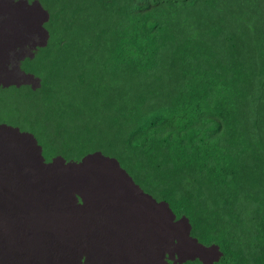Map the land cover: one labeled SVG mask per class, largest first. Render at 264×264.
Masks as SVG:
<instances>
[{
    "label": "trees",
    "instance_id": "16d2710c",
    "mask_svg": "<svg viewBox=\"0 0 264 264\" xmlns=\"http://www.w3.org/2000/svg\"><path fill=\"white\" fill-rule=\"evenodd\" d=\"M40 2L50 63L34 73L76 148L144 154L169 180L194 178L182 204L198 241L218 244L221 264H264V0ZM234 213L242 223L215 240ZM252 230L249 244L241 232Z\"/></svg>",
    "mask_w": 264,
    "mask_h": 264
},
{
    "label": "crops",
    "instance_id": "0c3cea01",
    "mask_svg": "<svg viewBox=\"0 0 264 264\" xmlns=\"http://www.w3.org/2000/svg\"><path fill=\"white\" fill-rule=\"evenodd\" d=\"M37 10L38 4L26 0H0V35L21 17L40 21ZM43 30L31 33L29 28L19 41L12 35L9 40L13 43L0 51V103L16 98L21 90L38 87L39 80L32 74L36 69L27 64L22 69L21 61L24 45L32 38L41 39L36 50L47 43L46 37H40ZM31 80L37 85L32 86ZM0 130L24 172L29 169L25 174L34 190L45 185L50 196L39 198L53 223L61 224L56 228L78 264H184L195 258L192 252L197 242L188 237L187 223L174 216L166 201L158 204L161 200L145 194L114 160L89 157L36 167L40 156L33 138L7 125H0ZM90 159L94 161L87 165ZM114 174L129 187L126 200H114L110 191L98 187L104 175ZM132 194L140 200L138 205Z\"/></svg>",
    "mask_w": 264,
    "mask_h": 264
},
{
    "label": "rangeland",
    "instance_id": "374dc122",
    "mask_svg": "<svg viewBox=\"0 0 264 264\" xmlns=\"http://www.w3.org/2000/svg\"><path fill=\"white\" fill-rule=\"evenodd\" d=\"M22 4H25V3L22 2ZM31 5H34V4H31ZM37 15L40 18V21H38L37 23L35 20H32V19L28 20V19H24L21 17L20 21L17 24L9 26L10 30L8 32H6V34H4L3 36L0 35V51L2 49H7L8 46L11 43H13V41L9 40L12 35H14V38L19 41V40H21V35L23 34V32H25V30L30 28V32L34 33L36 29H41L44 26V22H46V20L44 21V19H46V17H45L46 14H45V11L43 13L42 8L40 6H38ZM38 34H40V33H38ZM41 36L46 37L45 32H41L40 37ZM40 41H41L40 38H32L29 43L24 45L23 55L25 58H24V62L21 61L22 69H23L24 64H27V66L30 67V69H36L37 65L34 64L35 63L34 61H32L33 60L32 56L36 51L35 46L38 43H40ZM37 49H38V47H37ZM45 59H46V61H48L50 63L49 56L46 57ZM38 83H39V81H38ZM31 85L32 86L37 85L36 81L31 80ZM42 96H43V89L37 91L36 94H34L28 98H24V99L20 100V102H18L14 105L16 115L21 117V118L25 117L26 115L29 114V112L31 111V109L33 107L37 108L36 111L38 113H42L43 112L42 107L46 105V109L48 110V114H49V118L47 121L48 124H47L46 130H54L55 128L59 127L62 131H65V124L63 123V120L67 116L59 114V112L57 111V105L50 102L49 100H47L45 98L43 99ZM79 101H80V99H77L76 102H79ZM2 105H4V104H2ZM72 105H73V103H71V105L69 107V110H71V111H73ZM69 116H70V114L68 115V118L70 120H72ZM8 119H9V117H7L4 113V111L0 108V122L6 121ZM23 125H25V123H23ZM151 140H155L154 137H151ZM26 143L29 145V143L27 141H26ZM153 143L156 144V141L150 142V144H153ZM111 154H114V152H111ZM91 155H93L91 158L97 157L102 162H104V161L109 162L111 160V159L105 158L103 155H101L100 151H96ZM115 158H117V157H115ZM85 159H87V158H85ZM81 161H84V159ZM92 161H94V159H90V161L87 163V165H90V163ZM0 164H4V165L11 168L8 176L14 175V173L16 171L18 172V174L16 175V178L12 179V181L9 183V185H8L9 188L7 187L0 194V200L1 201L9 200L12 197V207L9 205L8 206L9 210L7 209V211L5 212L9 217L6 216L7 218L5 220L0 219V231L10 232L13 234H25L26 232L23 229H20L19 226H20V224H24L26 226V228L28 227L27 228V234H25L23 237H20V239L25 238L21 242V246L19 243H17L16 246H13V242H10V239L12 238L11 236L8 237V239L0 237V240H1V242H0V261L5 262L6 264H22V263L23 264H36V262H35V260L37 258L36 250H38V249H34V248L30 247L33 243L29 245V247H30L29 248L26 244V241L29 242V240H36L37 242L35 243V245L36 244L39 245V236L41 238V234L43 233L45 227L47 228L48 223L43 218V215L38 217V216L33 215V214L32 215H20V217H23L24 219H20V220L13 222V218L19 217V211H14V208H15L14 200H16L15 196H18L19 193L13 194V195H11V194L16 191V187L18 185H20V183L23 181V183L20 185V189L23 192H25L26 196L27 195L33 196V197H30V201H31L30 203L33 206L35 205V207H37V209H35V210H37L40 214H42L43 212H41L39 210H41L43 208L42 210H44L46 212V214L49 215L47 213L44 205L42 204L40 198L39 197L34 198V197H37L39 195L46 198L47 193L45 192V190L36 191L35 193L29 192L28 185H32V184L30 183L28 177H26V174L22 175L24 170L22 169L20 163L18 162L15 154L13 153L11 147L9 146V144H8L7 140L5 139L1 130H0ZM131 171L133 172V174L135 176H140L139 173L136 170H134L133 168L131 169ZM151 171H154L151 169V167L148 166L147 168H145V170L143 171V176H140V181H138V182L136 181V184L139 183L138 185H140V187L145 190V194L154 196L156 199L158 198L159 200H161V202H159L158 204L163 203V201H166V202L169 201L172 208L176 209L174 211L178 215H184L183 217L180 216L178 218L190 219V221L192 223L194 221L193 218L195 217L194 216L195 212H193V208H192L191 203H189L188 205L182 204V191H183V189L185 190L187 187L189 189H191L192 188L191 185L193 184L195 179L191 178V177H185L184 175H182V176H176L174 179L169 180V178H168V176H170L169 173H167V174L158 173V174H156L158 176H156L155 174H154L155 175L154 176L153 174H149V173H152ZM118 173L121 174L120 171H118ZM1 176H2V169L0 167V177ZM2 178H3V176L1 177V179ZM24 178H26V179L24 180ZM148 179H149V181H148ZM14 182L17 184V186L14 185ZM22 185L26 186V187L24 188ZM138 185H136V186H138ZM98 187L101 189L110 191L114 196V200H118V201H120L124 198L126 200V194L129 190L128 185L123 184L119 178V175L116 177L115 174L113 175V177H108V176L104 175L102 180L98 183ZM171 187H173V188L171 189ZM159 189H161L162 192H166L165 197L168 199V201L166 199H162L161 193H160V191H158ZM61 195H63V194H61ZM2 196H3V198H2ZM132 199H134V202L136 205L139 204L140 200L133 194H132ZM24 201L25 200L22 198L20 203H17V205H16V207L20 208L23 213L28 212V210H29V209H23L22 208V203ZM2 207H3V203L0 204V208H2ZM15 215H16V217H15ZM0 218H3V217L1 216ZM233 220H234V225L228 226L225 231H222L218 235H214L215 240H217L218 238H220L222 241L227 240V238H225L224 235L226 233L232 231L234 228H237V226L240 223H242V221L239 220V216L237 213H234ZM48 221L52 226V230L54 229V227L61 225L58 222L55 224H52L51 223L52 219L48 220ZM58 221L60 222V219ZM194 224H195V221H194ZM31 227H33V228H31ZM189 227L190 228H189L188 232L190 233L192 230V227L190 225H189ZM196 231L197 230L195 229V233H196ZM57 232H58V230H57ZM53 233L54 232H52L51 235H48L47 238L52 239V240L56 239L58 237V235L57 234L53 235ZM60 234H61L62 239L61 238L57 239L58 241H56V242H58L57 245L61 244V245H59L60 247H58V248L60 249V251H63V250H65V248L63 247L64 244L62 243L63 242V234L62 233H60ZM168 236H169V234H168ZM188 237L191 238V236H189V235H188ZM184 238L186 239V237H184ZM240 242H241V240L239 238L233 239L229 243L228 247H230L231 245L232 246L236 245ZM5 246H7V247H5ZM27 248H28V250H27ZM25 249H26V251H25ZM31 249L33 250V252L34 251L35 252L34 253L31 252L32 251ZM236 249H237V247L235 246L233 248V251H235ZM29 250H30V252H28ZM29 254H31L32 256L31 255L29 256ZM192 256L195 258H193V260L189 264H200L201 260H203L207 264H212V262L216 258L214 255L210 256L209 248L206 245H204V244L201 245L199 243H197V245L194 247L193 252H192ZM30 257H31V259H29ZM45 257L46 258L43 257L44 259L43 258L40 259L42 264H45V263H47V264H52V263L53 264H64L63 261L61 260L62 258H58V259H55L53 257L48 258L47 255ZM187 257H189V255ZM23 260L24 261L27 260V261L24 262ZM49 260H50V262H49ZM228 262H231L230 258H228ZM38 264H39V262H38Z\"/></svg>",
    "mask_w": 264,
    "mask_h": 264
},
{
    "label": "clouds",
    "instance_id": "9594fccd",
    "mask_svg": "<svg viewBox=\"0 0 264 264\" xmlns=\"http://www.w3.org/2000/svg\"><path fill=\"white\" fill-rule=\"evenodd\" d=\"M26 1H28L31 4H38V6H40L42 8L43 13L45 11L46 22L49 21V18H50L49 12L44 8V6L40 2V0H26ZM46 22H44L43 28H44V31H45V34H46V38L48 40L49 34H48L47 30L45 29ZM46 45H47V43L44 46L39 47L36 50V52L34 53L32 61H34L35 62L34 64L37 65L36 70L39 68V64L40 63L44 62V63L47 64V62H48L45 59L46 57H43L42 53L40 52V50L42 48H44ZM32 74L38 78L39 86L37 88H35V89H29L28 88V89H25V90H21L20 91V95L17 96L16 98L12 99L11 101H9L7 103H4V105H2V103H0V108L4 111L5 115L7 117H9L8 120L1 121L0 125H7L9 127H12V129L18 130L20 133L28 135L31 138H33V140L35 141V144H36V146L38 148V154L40 156V159L37 162L36 167L46 168L48 166H51V165L55 164L56 162H60V160L65 161V162H79V161H81V160H83L85 158L92 157L93 155H91V154H93L94 152L100 151L101 155H103L104 157L109 158L111 160H114L116 163H118L120 168H121V170L123 172H125L128 175V177H130L135 184H136V181L137 182L140 181V176H143V171L145 170V168H147L149 166V167H151L152 170H154V168H152V163H149L144 158V154L143 155L142 154L141 155L140 154H132V155H129V156H125L122 160H119L118 158H115V156H112L111 154H109L108 153V149L100 147V145L99 146L95 145L96 147L87 146L85 148V151L82 150V152H80L76 148V145H74V143H73V139L71 138L70 132L68 130V125L65 124V119L63 120V123L65 124V131H62L59 127L55 128L54 130H46L47 124H48V122H47L48 120L44 121L43 120L44 117H42L43 114L45 112H47L45 110V106L42 107V110H43L42 113H38L36 111L37 108L33 107L31 109V111L29 112V114L26 115L25 117L21 118V117L17 116L16 112H15V109H14V105L16 103L20 102V100H22L24 98H28V97L36 94L37 91L43 89L42 81L39 78V76L36 75L34 72H32ZM42 98L44 99V93H43ZM52 103L56 104L54 100L52 101ZM39 117H40V119L42 118V120H43V124H42V127L40 129L32 127L34 129L33 130V129H31V128H29L27 126L28 122L31 125L30 122L33 119L39 118ZM25 120H28V121H26V124H25L26 126L23 125V123H25ZM149 121H150V119H148V121L145 123V125H149ZM182 123H184V122H182ZM194 126H195V124L194 125L190 124L189 125L190 130H192L194 128ZM156 127H162V125L157 123ZM167 131H169V128L167 129ZM65 143H68V145L66 146ZM161 163L164 164L163 162H161ZM132 168L134 170H136L139 173L140 176H135L133 174V172L131 171ZM157 168H158V171L154 170V171H151V172H153L155 175L158 174V173H164V174L167 173V170H164V166H162L161 168L160 167H157ZM26 172H23L22 175H24ZM153 173H149V174H153ZM156 176H158V175H156ZM148 181H149V179H148ZM138 184H136V185H138ZM138 187H140V185H138ZM210 187L212 189H217L215 187V184H211ZM28 190H29L30 193H32L30 191L29 187H28ZM43 190H45V185H37V189L33 193H35L36 191H43ZM158 191H160V193L162 194L161 189H159ZM47 195H49V194H47ZM30 197H33V196H26L25 192L22 191L21 199L23 198L25 200V202L22 203V208L23 209H29V210L37 209V207L33 206L30 203L31 202L30 201ZM38 197H43V196L39 195V196L34 197V198H38ZM20 201H17L16 205H17V203H20ZM170 208L173 211L174 216H176L177 219H180V218H178L180 216L181 217L184 216V215H178L174 211V209H172L171 205H170ZM29 210H28V212H29ZM40 211L43 212L42 213L43 218L49 224L48 220H51L49 215H47L46 212L44 210H42V209ZM28 212H25V213L22 212V214H27ZM20 219H24V218L23 217L13 218V222L17 221V220H20ZM183 220L187 223L188 229L190 228L189 225L192 227V230L189 233V235L191 236V239L196 241L197 243L203 245L202 243H200L198 241V239H197V237H196V235L194 233L193 222L191 223L190 219L183 218ZM55 223H57V220L55 221ZM57 227H59V226H57ZM241 233L243 234V236L247 240V242L249 244H252L250 238H251V236L256 235L254 233V231L252 230L251 233H248V232L245 233V232L242 231ZM254 243H256V242H254ZM257 243L259 244V236H257ZM204 245H206L209 248L210 256L214 255L216 257L215 260L212 262V264H219V263L221 264L222 260L223 261L226 260L225 259V255L226 254H225V252L222 251V249L220 248V246L218 244H212L211 243V244H204ZM226 248L228 249V247H226ZM191 261L192 260H188V262L184 263V264H189ZM204 263L205 262L203 260H201L200 264H204ZM205 264H207V263H205Z\"/></svg>",
    "mask_w": 264,
    "mask_h": 264
},
{
    "label": "bare ground",
    "instance_id": "6f19581e",
    "mask_svg": "<svg viewBox=\"0 0 264 264\" xmlns=\"http://www.w3.org/2000/svg\"><path fill=\"white\" fill-rule=\"evenodd\" d=\"M0 167H1V169H2V176H3V178L1 179V177H0V194H1V192L2 191H4L7 187H8V185H9V183L12 181V179H15L16 178V175L18 174V172L16 171L15 173H14V175H12V176H8L9 175V172H10V170H11V168L10 167H8V166H6V165H4V164H0ZM20 174V173H19ZM23 177V176H22ZM27 177V176H26ZM26 178H24V180H25ZM16 181V180H15ZM20 181V180H19ZM28 182V181H27ZM23 183V181L20 183V185ZM26 184V183H25ZM14 185L15 186H17V184L14 182ZM20 185H18L17 187H16V191L15 192H13L11 195H13V194H17V193H19V195L18 196H15L16 197V200H14V202H15V208H14V211H19V217H20V215H36V216H41L42 214H40L37 210H35V209H31V210H29V212L27 213V214H22V211H21V209H19V208H16V202L17 201H20L21 200V197H22V190L20 189ZM25 187V186H24ZM28 187H29V189H30V191L33 193L35 190H34V188H33V186L32 185H28ZM9 188V187H8ZM10 190V189H9ZM28 196V195H27ZM2 198H3V196H2ZM25 202V201H24ZM1 203H3V207L2 208H0V217L2 216L3 218H0V219H2V220H5L7 217L6 216H8L5 212L7 211V209H8V206L10 205L11 207H12V197L9 199V200H6V201H1L0 200V204ZM35 206V205H34ZM43 209V208H42ZM9 210V209H8ZM40 211V210H39ZM48 213V212H47ZM16 214V213H15ZM9 217V216H8ZM15 217H16V215H15ZM31 218V217H30ZM35 219V218H34ZM52 224H54L53 223V221L51 222ZM19 228L20 229H23L26 233L25 234H27V228H26V226L24 225V224H20V226H19ZM18 228V229H19ZM31 228H33V227H31ZM52 232H54L53 233V235L54 234H57L58 235V237L56 238V239H54V240H52V239H48L47 237H48V235H51L52 234ZM25 234H13V233H10V232H2V231H0V237H2V238H5V239H8V237H12L11 239H10V242H13V246H16V244L17 243H19L20 244V246H21V242L25 239V238H21L20 239V237H23ZM39 234V233H38ZM55 238V237H54ZM61 238V234L59 233V232H57V228L56 227H54V229L52 230V226H51V224L49 223L48 224V226H47V228L45 227V229H44V231H43V233L41 234V238H40V236H39V245H35V243L37 242L36 240H29V242L28 241H26V244H27V246L29 247V245L30 244H32L30 247L31 248H34V249H38V250H36V256H37V258H36V260H35V262H36V264H38V262H39V264H42V262L40 261V259L41 258H46L45 256L47 255L48 256V258H55V259H58V258H62L61 260L63 261V263L64 264H78L77 262H76V260H75V258H74V256L72 255V253H71V251H70V249H69V247L67 246V244H66V242H65V240L63 239V244H64V248H65V250H63V251H60V249L58 248V247H60L59 245H61V244H59V245H57V243L58 242H56V241H58L57 239H60ZM62 239V238H61ZM0 242H1V240H0ZM5 247H7V246H5ZM29 247V248H30ZM27 250H28V248H27ZM32 250V249H31ZM25 251H26V249H25ZM28 252H30V250L28 251ZM31 252H33V250L31 251ZM35 252V251H34ZM33 252V253H34ZM23 254V253H22ZM21 255V254H20ZM25 255V254H24ZM27 255V254H26ZM31 254H29V256H30ZM34 255V254H33ZM32 256V255H31ZM35 258V257H34ZM43 258V259H44ZM28 259V258H27ZM29 259H31V257L29 258ZM24 261V260H23ZM27 260H25L24 262H26ZM31 261V260H30ZM34 261V260H33ZM49 262H50V260H49ZM0 263L1 264H6L5 262H3V261H0ZM45 263V262H44ZM23 264V263H22ZM45 264H47V263H45ZM53 264V263H52Z\"/></svg>",
    "mask_w": 264,
    "mask_h": 264
}]
</instances>
